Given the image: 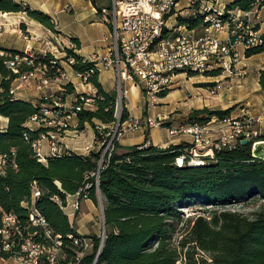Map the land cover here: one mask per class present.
Listing matches in <instances>:
<instances>
[{
    "label": "trees",
    "instance_id": "obj_1",
    "mask_svg": "<svg viewBox=\"0 0 264 264\" xmlns=\"http://www.w3.org/2000/svg\"><path fill=\"white\" fill-rule=\"evenodd\" d=\"M254 3L255 0H234L226 9L251 11L262 7ZM0 14H24L28 20L55 31L49 16L13 0H0ZM201 19L178 18L177 24L194 30L202 25ZM19 28L24 30V25L21 23ZM261 40L259 47L245 54L246 58L264 53V32ZM71 43L74 49L78 47L76 41ZM0 52L3 53L0 56V116L7 119L6 129L0 133V155H5L8 162L0 175V218L13 215L19 226L17 232L9 230V243L29 239L44 248L39 264H47V251L54 248V264H75L80 249L68 236L79 235L62 208L68 196L79 193L80 198L89 199L93 204L102 202L104 237L99 250L100 237L83 236L91 242V247L78 264H176L178 261L182 264H264V156L253 157L250 144L238 143L232 149L213 150V157L205 159L203 165L179 168L175 159L189 146L142 147L148 141L145 131L142 144L123 151L115 146L95 187L91 174L97 168L99 152L85 157L68 153L46 157L44 162L38 160L31 143L38 139L40 131H30L25 125L39 114L40 104L26 103L9 94L10 84L17 75L6 68L5 62L22 53L2 48ZM65 56L74 58L71 69L75 73L91 67V64H82L72 49L66 50ZM51 59L52 55L45 54L34 65ZM28 69L22 68L21 72ZM52 74L49 72L48 77L54 78ZM218 75L220 72L216 71L207 76ZM87 84L95 90L92 96L95 109L80 112L77 125L82 128L87 123L95 129L94 122L113 124L116 121L114 92L103 90L97 73ZM258 86L264 92V69L258 72ZM63 90V97L75 93L71 84L64 85ZM234 109L193 110L188 124L222 120ZM126 117L123 105L121 120ZM34 188L39 196L32 203ZM255 203L259 205L249 214L229 210L231 206ZM190 204L207 209L204 215L187 219L186 229L177 236L175 229L182 221L178 208ZM32 206L44 220V226L32 225L29 218ZM11 257V252L0 251V258Z\"/></svg>",
    "mask_w": 264,
    "mask_h": 264
},
{
    "label": "built area",
    "instance_id": "obj_2",
    "mask_svg": "<svg viewBox=\"0 0 264 264\" xmlns=\"http://www.w3.org/2000/svg\"><path fill=\"white\" fill-rule=\"evenodd\" d=\"M180 0H111L108 9H102L100 13L107 17L110 25L111 44L108 56L102 60L95 58L81 59V63L91 64L83 73L72 71L73 78L79 80L83 85L94 73L100 69L113 70L118 85H124L120 92L126 100L127 90L125 84L136 86L142 95L146 112L154 110L158 105L161 95H167L174 86L178 76L188 77L207 76L211 72H220L226 78L241 79L245 70L240 67V62L246 58L245 54L259 47L262 43L261 29L259 23V7L251 11H240L238 9H220L213 0H185L192 9L193 16L201 17L202 33L196 35L194 30H188L185 26L176 28V33L169 36L164 34V16L168 15ZM264 5V0H255L254 5ZM225 32L226 38L221 39L219 34ZM24 40L39 41L36 35L23 34ZM106 40V38H104ZM73 48V46L71 45ZM21 56L15 55L5 62V66L17 77L11 82L9 94L15 97L19 87L35 83L43 90L39 114L34 115L26 123L30 131L39 130L36 141L31 143L33 151L38 160L44 162L46 157H60L63 152L60 141L72 129V122L77 121V116L83 111L95 109L92 95L77 94L74 101L69 104L63 97V86L57 91H51L48 86L51 83L64 81L70 84L69 74L64 67L71 68L75 64L72 57L64 55L63 64L58 58L46 63L34 65L39 58L45 54L38 55L32 48H25ZM3 55L0 52V56ZM100 64V68L97 64ZM22 68H29L22 71ZM52 72L54 78L48 77ZM17 83V84H16ZM212 83V84H211ZM207 89L208 95H215L221 84L218 81L211 82ZM16 84V85H15ZM116 112V121L110 125H95V138L93 145L100 153L98 165L91 176L95 179V187L99 173L105 168L109 159L115 151L120 139L128 133L138 130L146 131L151 128H164L165 115L158 114L155 117H147L144 122L127 114L125 120H121L122 107ZM168 137L176 138L189 136L191 142L189 148L175 159V165L181 167H196L194 161L203 162L213 157V150L220 148L232 149L241 140H248L250 153L254 145L264 148V119L254 116L247 106L238 107L235 114L222 120H211L207 124H188L178 127H166ZM24 139L27 136L24 134ZM48 145V155L42 154L41 142ZM150 144L145 142L142 147ZM89 152L88 148L85 149ZM7 157L0 155V175L7 167ZM88 188V186L86 187ZM39 196V191L33 189L32 203ZM76 199L72 209H78L80 194H75ZM30 221L33 226H44V220L38 216L37 211L31 207ZM19 226L15 216L7 215L0 218V251L12 253L14 260L20 264H39L40 256L44 251L39 245L31 240L19 241L16 244L9 243V230L17 232ZM73 244L79 247L75 257L78 264L86 250L91 247V242L79 235L68 236ZM56 245H60L56 242ZM56 249L47 251V264H54ZM4 259L0 258V262Z\"/></svg>",
    "mask_w": 264,
    "mask_h": 264
},
{
    "label": "crops",
    "instance_id": "obj_3",
    "mask_svg": "<svg viewBox=\"0 0 264 264\" xmlns=\"http://www.w3.org/2000/svg\"><path fill=\"white\" fill-rule=\"evenodd\" d=\"M16 3L26 5L31 10L40 11L43 14L49 16L55 25V31L51 32L40 24L28 20L24 14H0V48L5 50H13L22 52L25 48H32L38 55L50 54L59 59L63 64V58L66 50H73V53L81 58L90 60L95 58L96 60H102L108 56V49L111 44L110 31L111 25L107 17L103 16L100 11L102 9H108L111 4V0H13ZM216 6L220 9L228 7L234 0H213ZM194 17L192 9L189 8V3L185 0H180L177 6L164 17V34L169 36L176 33L177 19H186L188 17ZM259 23L261 32H264V5L259 11ZM7 17V18H6ZM12 21H8L7 19ZM24 25V30L19 28L20 24ZM195 34L202 33L201 27L194 29ZM23 34L36 35L40 39L38 42L32 40H24ZM199 35V34H198ZM221 39L226 38V33L219 34ZM106 38V40H104ZM71 41H76L78 47L74 49ZM56 44V45H55ZM73 46V48L71 47ZM61 56L59 58L56 56ZM246 64H241L240 67H253L255 68V90L256 93L252 94L251 91L243 90L238 92L236 96L238 99H234V95L228 90H225L222 94L213 100L201 101L200 98H196L198 93L191 92L189 96H193L188 99V95H184L183 90H172L165 97L161 98L158 102V107L154 110L146 112L145 103L140 93V90L136 86H132L130 83H126L125 89L127 90V98L125 100L124 108L127 114L131 117L144 122L147 117H155L158 114L165 115L171 114L175 110H198L208 105L202 103H209L213 105V101H216L221 106V109L231 108L235 103L244 100L245 106L249 108L251 113L264 119V92L260 90L258 86V72L264 69V53L253 55L245 59ZM100 68V64L96 63ZM242 65V66H241ZM247 65V66H246ZM258 65V67H257ZM69 74L70 84L73 87L75 93L67 95L65 101L71 104L77 94L92 95L95 91L90 85H83L73 78L72 69L64 67ZM245 68V69H246ZM104 73L105 81L101 80L100 74ZM98 74V82L106 93L113 91V83L115 80L113 70L100 69ZM222 75L215 77L206 76L210 79V82L217 81L216 79ZM185 78L184 76H178ZM177 77V78H178ZM176 78V81H177ZM189 79V78H185ZM191 79V78H190ZM245 82V81H244ZM17 84V83H16ZM15 84V85H16ZM66 85L64 81H58L51 83L48 89L51 91H57L61 86ZM211 86V85H210ZM230 88V87H229ZM198 88H196L197 90ZM83 90L87 91L84 92ZM199 90V89H198ZM231 90V88H230ZM43 90L38 88L35 83L26 84L21 86L17 90V94L14 97L17 100L24 101L30 104L41 103ZM76 94V95H75ZM163 105V106H160ZM195 107V108H192ZM190 112L183 115V119L178 123H167L169 127H177L179 125H188V116ZM236 112H232L231 115ZM87 124V123H86ZM97 124V122H94ZM85 125V124H84ZM83 125V126H84ZM89 125V124H88ZM7 126V119L0 116V133H3ZM77 121L72 122V129L63 137L60 141V147L63 152L72 153L77 156H87L90 153L97 152V147L93 145L95 138L94 130L88 131L82 127V130L75 129ZM166 126V127H167ZM93 129L91 125H89ZM166 127L151 128L146 130L148 133V143L156 148H167L169 146H176L179 144H186L189 146L191 139L189 136H180L176 138H170L167 135ZM145 131L138 130L132 133L125 134L119 141L118 146L123 151L126 148L140 145L144 142ZM264 137V136H263ZM43 156L48 155V145L45 142L40 144ZM88 148L89 152L85 149ZM76 196H68L66 198V205L62 208L63 213L69 218L73 217V225L78 235L89 236L96 235V216H95V204L89 199L84 197L78 200V209L74 211L72 205L75 202ZM9 262L10 260H4L1 263Z\"/></svg>",
    "mask_w": 264,
    "mask_h": 264
},
{
    "label": "rangeland",
    "instance_id": "obj_4",
    "mask_svg": "<svg viewBox=\"0 0 264 264\" xmlns=\"http://www.w3.org/2000/svg\"><path fill=\"white\" fill-rule=\"evenodd\" d=\"M198 34L200 35V33H197V35ZM56 56L59 58H62L61 56H58L57 54H56ZM245 59H247V58H244L241 61V64H242V62H243V64H246ZM257 67H258V65H257ZM242 68L245 70V75L241 79H237V78H231L230 79V78H226L224 76H220L219 78H217L216 80L221 84V89H219V91L214 96L208 95V93H207V89L210 87L208 85L211 83V82L209 83L208 81H211V80L207 79L205 76L199 77V76L189 75L188 77H185V78H189V79H185V78L183 79L182 77H178L177 81L174 82V86H173L172 90H178V89L183 90L184 95H186V96L188 95V99H191L193 97L192 95L189 96V94L191 92H193L194 95H195V93H198L195 95V97L200 98L201 101L206 100V98L209 100H213V99L217 98L219 96V94H222L225 90H228L230 93H232L235 96L234 97L235 100L238 99V96H236V94L238 92H242L243 90L251 91L252 94H255L256 93V90H255V88H256V86H255V68H256V66H253V67L247 66V68L246 67H242ZM100 77H101V80L105 81L104 80L105 75L103 72L100 74ZM113 81H114L113 92L115 95V110H116V104L119 103L120 92H122L124 90V85L120 86L117 84L116 80H113ZM229 87L231 88V90ZM196 88H198L199 90L198 89L196 90ZM83 91L87 92L85 90H83ZM121 98L123 99L122 95H121ZM122 99H121V104L123 107V105L125 104V101ZM202 104L208 105V107H204V108H208L210 110L221 109V106L218 103H216V101H213V105L209 104V103H202ZM245 105L246 104H245L244 100H241V101L235 103L232 106V107H235L233 113L237 111L238 107L245 106ZM158 106L159 105H157V107ZM160 106H163V105H160ZM118 108H120L119 104H118ZM192 108H195V107H192ZM182 110L172 111L171 114H167V112H168L167 111L165 114L166 119L163 121L165 124L163 126L166 127L168 122L169 123H175L176 122L179 124V122L184 120L183 115H185L187 112L193 111V110H188V111H182ZM83 128H86V130H88V131L90 129L92 131L94 130V128L92 129L91 127H89L88 124H85L83 126ZM75 129H77L78 131L82 130V128H80L79 125H77ZM257 149L259 151V149H261V146L259 145ZM257 205H259V204L255 203V204L236 205V206L229 207V210L239 212V213H243V214H249L252 210H255L257 208ZM101 207H102V202L100 201V204L97 202V204H95V211H94L95 216H96V223H97L96 236H98L100 238L102 235ZM206 209H207V207H200L196 204H190L189 206H186V207H183V206L179 207L178 211L181 214L182 221L180 223H178V225L176 226V229H175L177 232L176 235L179 236L186 229L187 223H185V221L187 219L204 215L203 213L205 212ZM73 219L74 218L71 217V220H73ZM183 252H185V250H183ZM201 254H202L201 256H203L205 259H208V257L205 254H203V253H201ZM9 260H10L9 262L5 261V263H1V264H20L19 262H17L13 258H9ZM176 264H182V263H181V261H178Z\"/></svg>",
    "mask_w": 264,
    "mask_h": 264
},
{
    "label": "water",
    "instance_id": "obj_5",
    "mask_svg": "<svg viewBox=\"0 0 264 264\" xmlns=\"http://www.w3.org/2000/svg\"><path fill=\"white\" fill-rule=\"evenodd\" d=\"M118 104H119V107H122L121 100H119V103L116 104V112L119 111V109H120V108H118ZM240 145L241 146H247V145H249V141L248 140H241ZM98 203L100 204L99 200H98ZM101 219H102V221H101V223H102V235L100 238L99 250L101 249L103 237H104V222H103V209H102V207H101Z\"/></svg>",
    "mask_w": 264,
    "mask_h": 264
},
{
    "label": "bare ground",
    "instance_id": "obj_6",
    "mask_svg": "<svg viewBox=\"0 0 264 264\" xmlns=\"http://www.w3.org/2000/svg\"><path fill=\"white\" fill-rule=\"evenodd\" d=\"M7 18V17H6ZM8 21H12L11 19H7ZM258 144L257 145H254L253 146V151H252V153L254 154V155H256V154H258V155H260V156H264V148L262 149V151H258ZM194 164L196 165V166H201L202 165V162L201 161H194Z\"/></svg>",
    "mask_w": 264,
    "mask_h": 264
}]
</instances>
